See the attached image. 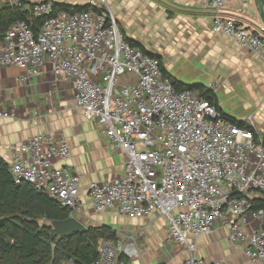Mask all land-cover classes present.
Wrapping results in <instances>:
<instances>
[{"label":"built area","instance_id":"built-area-1","mask_svg":"<svg viewBox=\"0 0 264 264\" xmlns=\"http://www.w3.org/2000/svg\"><path fill=\"white\" fill-rule=\"evenodd\" d=\"M226 2L203 1V9L214 14L213 32L260 55L263 38L221 16ZM87 6L88 11L70 13L55 12L51 1L33 4L29 14L40 21L38 30L26 21L13 23L3 35L0 66L25 69L23 80H28L40 76L49 62L54 76L72 82L83 118L96 123L111 146L125 154L121 177L89 184L95 213L165 218L167 239L190 254L178 264H226L196 258L189 242L223 222L229 240L264 264V232L246 231L247 216L264 222V207L252 204L255 197L264 202V143L252 118L244 121L248 127H240L198 91H177L157 58L125 42L106 0H87ZM119 77L126 79L120 83ZM13 117L0 109V120ZM10 151L13 182L30 184L67 209L68 218L78 219L80 178L57 165L71 157L66 139L38 134L12 144ZM122 238L99 240L92 264H127L136 258V235ZM64 264L78 263L68 259Z\"/></svg>","mask_w":264,"mask_h":264},{"label":"crops","instance_id":"crops-1","mask_svg":"<svg viewBox=\"0 0 264 264\" xmlns=\"http://www.w3.org/2000/svg\"><path fill=\"white\" fill-rule=\"evenodd\" d=\"M47 1L71 7L87 6V0H0V7L5 2L30 5ZM203 1L106 0L127 40L138 43L149 54H156L153 56L160 59L169 77L179 83L193 87V91L199 92L196 87L211 90L225 115L239 122L251 117L255 130L264 140V49L257 55L231 38L214 33V14L203 9ZM262 10L261 0H227L220 14L255 32L264 41ZM145 42L156 43L155 50L147 49ZM25 73L22 68L0 66V109L14 114L13 118L0 120V158L6 163L12 161L10 146L38 134L63 136L71 148V157L57 165L67 167L80 178L82 207L78 220L87 227L113 228L119 215L95 213L87 190L91 182L121 177L125 154L111 146L96 123L83 118L74 103L72 82L54 76L49 62L41 68L40 76L23 80ZM218 80L220 84L211 89L209 85ZM257 200L262 201L258 197L253 199ZM127 219L135 222L131 232L121 226L118 231L113 229L118 238L133 233L136 241L146 244L139 264H178L190 255L185 246L167 239L165 218L152 214ZM247 223V232L253 229L264 232V222L249 215ZM228 236V227L217 222L210 234L190 237L189 242L195 246V257L208 263L260 264L245 255L243 244L232 243ZM163 246L166 254L161 253Z\"/></svg>","mask_w":264,"mask_h":264},{"label":"trees","instance_id":"trees-1","mask_svg":"<svg viewBox=\"0 0 264 264\" xmlns=\"http://www.w3.org/2000/svg\"><path fill=\"white\" fill-rule=\"evenodd\" d=\"M32 6L33 4L26 5L22 2H5L0 7V40L7 29L17 21H26L34 31L38 30L40 21L33 19L29 14ZM90 9L89 6L71 7L54 3L55 12L64 10L77 13ZM118 30L125 42L139 48L145 55L154 57L138 43L127 40L119 27ZM159 62L164 76L170 79L177 91L194 89L169 77L160 59ZM195 89L199 90L202 98L215 106L221 116L231 119L240 127H248L246 123L237 122L225 115L211 90L205 87ZM252 204L253 209L264 207L263 201H253ZM67 218L68 210L56 201L37 192L30 184H15L7 163L0 158V264H64L68 259H73L78 264H92L98 258L99 240L106 238L116 242L119 239L117 232L107 225L89 226L84 234L60 238L49 225L53 221ZM42 220L49 224L41 223Z\"/></svg>","mask_w":264,"mask_h":264},{"label":"rangeland","instance_id":"rangeland-1","mask_svg":"<svg viewBox=\"0 0 264 264\" xmlns=\"http://www.w3.org/2000/svg\"><path fill=\"white\" fill-rule=\"evenodd\" d=\"M147 49H149V50H151V51H153V50H155V47H156V43H153V42H145L144 44H143ZM153 55H156V54H153ZM178 70H182V68H178ZM169 73V72H168ZM125 77H119V82L120 83H123L124 81H125ZM220 84V82H219V80L218 81H216V82H212L210 85H209V87L211 88V89H214L215 87H217L218 85ZM231 107L232 108H236V106L235 105H231ZM118 221V222H117ZM41 223H43V224H49L48 222H46V221H44V220H42L41 221ZM135 222L133 221V220H130V219H127L126 217H123V216H118L117 218H116V221H115V225H114V229L115 230H117L118 231V228H119V226H121V227H124L125 228V231L126 232H131L132 230H133V227H134V224ZM125 236V235H124ZM124 236H119V239H123L122 237H124ZM173 242V241H172ZM134 248H135V250L137 251V253H138V256L136 257V258H131V259H129V263L130 262H133L134 264H139V261L142 259V256H141V252L147 247L146 246V244L145 243H142L141 241H139V240H137V241H135L134 243H133V245H132ZM169 247H170V245H169ZM164 248V249H163ZM160 253V252H159ZM161 253H164V254H166L167 253V250H166V247L165 246H163L162 247V250H161ZM160 253V254H161ZM163 260L165 261L166 259L165 258H163Z\"/></svg>","mask_w":264,"mask_h":264},{"label":"water","instance_id":"water-1","mask_svg":"<svg viewBox=\"0 0 264 264\" xmlns=\"http://www.w3.org/2000/svg\"><path fill=\"white\" fill-rule=\"evenodd\" d=\"M263 10H262V19L264 21V0H261ZM64 5V4H60ZM66 5V4H65ZM60 238H70L73 235H81L87 231V226L82 224L78 219L67 218L62 221H53L49 225Z\"/></svg>","mask_w":264,"mask_h":264},{"label":"bare ground","instance_id":"bare-ground-1","mask_svg":"<svg viewBox=\"0 0 264 264\" xmlns=\"http://www.w3.org/2000/svg\"><path fill=\"white\" fill-rule=\"evenodd\" d=\"M129 249H130V251H131V252H133V251H134V250H133V247H129Z\"/></svg>","mask_w":264,"mask_h":264}]
</instances>
